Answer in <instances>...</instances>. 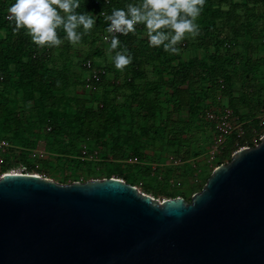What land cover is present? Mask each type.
Here are the masks:
<instances>
[{
	"label": "water",
	"instance_id": "water-1",
	"mask_svg": "<svg viewBox=\"0 0 264 264\" xmlns=\"http://www.w3.org/2000/svg\"><path fill=\"white\" fill-rule=\"evenodd\" d=\"M0 264H264V133L189 202L119 178L3 174Z\"/></svg>",
	"mask_w": 264,
	"mask_h": 264
},
{
	"label": "rangeland",
	"instance_id": "rangeland-1",
	"mask_svg": "<svg viewBox=\"0 0 264 264\" xmlns=\"http://www.w3.org/2000/svg\"><path fill=\"white\" fill-rule=\"evenodd\" d=\"M261 1L251 3L241 0L245 5L237 12L239 24L234 27V31L227 30L230 37L222 44L219 40L217 44L199 46L193 43L191 34L186 33L183 39L185 45L180 48L177 44L180 51L172 53L177 57L186 52L198 53L202 59L221 66L225 72L237 74L236 80L232 82L234 90L229 94L230 108L246 122L244 131L250 136L248 143L253 138L256 141L264 133V123L259 119L264 113V28L261 27L263 21L259 16ZM198 18L199 16L196 21ZM2 35L3 32L0 30V36ZM93 37L95 42L92 46L79 44L73 46L65 41L61 46L44 54L48 55V68H52L56 76H68L67 86L60 93L61 103L65 109L72 112L76 107L75 100L87 102L86 107L93 110H100V105L101 109L104 108L103 111L112 109L116 124L114 123L107 132L108 136L113 133L115 137L111 140L109 138L105 140L106 137H103L108 147L102 146L105 148L101 151L88 141H81L76 147L68 144L65 138H49L47 140L49 143L45 142L42 135L47 133V129L35 127L32 132L40 137L37 138L35 135L32 137L36 141L34 149L43 150L46 156L42 161H35L28 156L29 160L26 159L28 163L38 169L37 172H32L15 158L19 156V152H26L29 155L30 150L10 145L3 139L9 135L8 132L0 131V139L7 141L9 145L5 153L0 154L3 161L9 158L12 163L7 171L44 174L46 178L62 185L86 182L87 178H91L88 181L100 180L107 178V175L117 178L119 172L141 193L158 202L177 197L189 202L193 194L200 192L212 170L219 164L229 162L232 153L237 150L235 147L237 142H243L229 138L219 158L210 162L206 157V149L214 135V129L205 120L204 114L208 110L220 108L222 103L227 102L222 100V97L228 94L219 91L216 86L212 93L206 96L203 92L206 84L202 85L199 95L192 98L195 103L191 110L195 113L191 115L189 109L180 106L170 93L166 92L163 85L144 87V90L140 88L137 91L133 90L135 86L125 89L124 85L115 84V80L119 78L122 82L125 79L123 70L126 71V75L129 70L132 71L128 69L131 62L123 69L116 68L110 58L114 52H109L108 43H102L96 36L90 37L89 40L91 41ZM143 40L140 39V43L136 45V38V41L130 44L133 47L129 49L132 56L145 51L147 45H144ZM87 60H91L95 66L103 67L106 71L102 83L99 82V85L95 84L88 89L84 87L83 82L87 75L84 67ZM246 72L252 74L248 73L253 77L252 81L257 80L255 83L258 84L254 91L250 92L246 87L249 83L247 78L243 77ZM217 94L222 96L220 101L215 100L218 105L213 101L211 105L214 108L205 110L208 102L211 103V97ZM22 105L23 103L18 101V108L15 111L19 113ZM126 133L129 137H126ZM111 145H115L114 149L123 153L124 159H111ZM80 149L89 155L96 152L97 156H92V159L81 158L78 154ZM140 155L143 158L139 159ZM168 156L183 158L184 163L171 166L167 161ZM2 167L3 164H0V174ZM145 187L150 191H146ZM153 192L161 194L156 195Z\"/></svg>",
	"mask_w": 264,
	"mask_h": 264
},
{
	"label": "trees",
	"instance_id": "trees-1",
	"mask_svg": "<svg viewBox=\"0 0 264 264\" xmlns=\"http://www.w3.org/2000/svg\"><path fill=\"white\" fill-rule=\"evenodd\" d=\"M12 2L14 0H0V30L3 32V35L0 36V77L3 79L0 84V131L9 134L3 139H6L10 145H17L19 149L28 151L36 146V141L32 137L34 135L37 138L40 137L32 132L33 128H50L49 132L42 135L45 142L49 138H65L68 144L76 147L81 141H88L104 151V148L108 147L105 140L108 138L111 140L115 137L113 133L108 136L107 132L115 123L112 109L103 111L104 108L101 109L102 105H100V110H93L87 108V102L81 100H75L76 107L72 112L65 109L61 103L60 93L67 86L68 76H56L53 69L48 68V55L44 54V52L54 50L55 47H38L31 41L24 29L18 32L14 30V21L6 19L8 6ZM128 2L130 0H108V4H106L103 0H81L78 11H91V14L96 16V24L92 31L84 36L79 45L92 46L95 42L94 37L91 41L89 40L92 36H96L100 40V34L106 31L109 23L105 17L101 16V13L110 14L114 8L125 7ZM131 2H135V0H131ZM243 2L241 3V0H205L199 20L196 21L199 25V32L194 36L193 43L196 41L195 43L201 46L211 43L217 44L219 40L222 44L228 40L230 36L227 30L233 29L234 31V27L238 26L239 16L237 12L245 5ZM223 7L226 8L223 9ZM243 13H246L245 10ZM130 34L132 33L119 36L122 44L126 45L128 49L131 48L130 44H132H128V42L135 37V35L131 36ZM60 35L63 33L61 32ZM148 49L149 46L144 53ZM173 75L178 76V78L172 83L177 86H184V88L171 86V97L180 106L189 109L191 115L195 113L191 110L195 103L192 98L199 95L202 85L206 84L203 92L209 96L216 86L219 89L217 81L221 80L223 82L222 92L229 96L233 87L232 79L237 77V74L227 73L224 69L222 70L221 66L197 57L189 59ZM246 78L247 75L244 76V79ZM17 96H19L18 101L23 103L19 113L15 111L18 108ZM209 108L210 105L205 110ZM125 135L129 137L127 133ZM103 137H106L105 140ZM245 138L248 142L250 136L247 132ZM230 139L236 141L233 137ZM104 145L105 147L102 148ZM242 145L243 142H237L235 147L239 149ZM114 148H116L115 145H111V159H124L123 153ZM23 153L19 152V156H15V158L25 164L29 171L37 172L36 166L28 163L27 153ZM78 154H81V149L78 150ZM140 158L143 157L140 155ZM11 166L12 163L9 158H6L3 161L2 172H6ZM117 173V178L125 180L122 173ZM106 177L110 178L108 175ZM88 179L91 178H87V181ZM125 182L133 185L127 180ZM145 190L150 191L148 187H145ZM153 193L161 194V192Z\"/></svg>",
	"mask_w": 264,
	"mask_h": 264
},
{
	"label": "clouds",
	"instance_id": "clouds-1",
	"mask_svg": "<svg viewBox=\"0 0 264 264\" xmlns=\"http://www.w3.org/2000/svg\"><path fill=\"white\" fill-rule=\"evenodd\" d=\"M205 0H135L125 7L114 8L105 16L108 21L105 39L111 60L123 69L132 60L119 34L144 35L149 47L178 53L177 44L185 34L195 36L199 32L196 23ZM81 0H14L8 6V19L14 21L15 31L24 29L38 47H59L65 41L76 46L83 41L96 24L91 11H78ZM137 25L144 31L137 33ZM63 35H60V33Z\"/></svg>",
	"mask_w": 264,
	"mask_h": 264
},
{
	"label": "crops",
	"instance_id": "crops-1",
	"mask_svg": "<svg viewBox=\"0 0 264 264\" xmlns=\"http://www.w3.org/2000/svg\"><path fill=\"white\" fill-rule=\"evenodd\" d=\"M223 9H225V8L223 7ZM259 16L261 17L262 21L264 22V0H262L259 4ZM263 22L261 24V27L264 28ZM143 31H144L143 26L137 25V33H142ZM130 35L131 36L135 35V40H133L134 39L133 38L132 41L128 42V44L134 43L136 41V38H137V41L135 42L136 45L140 43L139 42L140 39H144L143 40L144 45L148 46L146 36L139 35V34H133V33ZM128 37H129V35H128ZM138 37L140 38L139 40H138ZM192 37L194 40V36H192ZM181 42H184V40H182L178 43L180 48H182L180 45ZM198 42H200V41H198ZM263 43H264V41H263ZM195 44H198V43H195ZM131 48H133V47L131 46ZM193 57L201 58V56L198 53L196 54L194 52H190V53L186 52L184 54H179V56L177 57V56L173 55L171 52L164 51L162 47H160V48L149 47V50L147 52H145V53L139 52V53H136L132 56L131 63L129 64L130 66L128 67V69H132V71L129 70L127 72V75H126V71L123 70V75H124L123 77L125 78L122 81L123 83L120 82L119 78H118L117 80H115V84L120 83L119 85H121V86L124 85L125 89H130V87L135 86L133 88L134 91L135 90L137 91V89H140V88L143 89L144 87L163 85L165 87L166 92L170 93V95H171L172 94L171 86L174 85L176 88H180V89L184 88V86H177V85L172 83L173 81H176L178 78V76H174L173 73L177 72L179 67H181L183 64H185L189 59H191ZM248 73H250V72L245 73V75L248 76L247 81L249 82L246 87L251 92V91L255 90L258 83L257 84L255 83L257 80L255 82L252 81L253 80V77L251 76L252 74L250 73L251 75H249ZM235 80H236V77H233L232 82H234ZM113 83H114V81H113ZM233 90L234 89H232V91ZM221 97L222 96L220 94H217L215 97L214 96L211 97V99H212L211 103L208 102L210 100H208L207 102L210 105V107L214 108V106H212L211 104L213 103V101L215 102V100L220 101ZM222 100L227 101L226 103H222V106H227V107L230 106L231 101H230L229 96L224 95V98L222 97ZM215 105H218V104L215 102Z\"/></svg>",
	"mask_w": 264,
	"mask_h": 264
},
{
	"label": "built area",
	"instance_id": "built-area-1",
	"mask_svg": "<svg viewBox=\"0 0 264 264\" xmlns=\"http://www.w3.org/2000/svg\"><path fill=\"white\" fill-rule=\"evenodd\" d=\"M249 2H254L255 0H248ZM104 3L108 4V0H103ZM106 14L101 13L102 17H105ZM6 19H8V16H6ZM121 35V34H117ZM106 36H109L107 31L104 33L100 34V41L102 43H109L108 40L105 39ZM181 47L184 46V42H181ZM85 70L87 75L84 77V87L85 88H92L93 85L98 84L103 77L106 76V71L104 70L103 67H97L93 64L91 60H87L85 65ZM264 78V76H263ZM2 77H0V84L2 82ZM218 85H219V91L223 90V82L221 80H218ZM205 120L212 125L214 129V135L211 139V143L206 149V157L208 161L212 162L214 161L217 157L220 156L226 141L229 138H235L237 141H243V145L240 147H251V146H256L259 142V139L261 138L262 135L255 139L253 138L251 142H255L252 144L251 142L248 143L245 140V131H244V125L245 121L242 120L240 117L235 115L233 111L227 107V106H222L218 109H211L205 112L204 114ZM263 123H264V113L260 116L259 118ZM264 125V124H263ZM47 132L50 131V128H46ZM9 147L8 142L5 140L0 139V154L5 153L7 148ZM81 158L86 157L92 159L97 156L96 152H93L91 155H89L86 152H81ZM29 158L35 160V161H42L45 160L46 154L43 152V150L39 149H34L29 151ZM167 161L169 165L171 166H179L180 164L184 163V159L177 157V156H168ZM0 164H3V160L0 158ZM6 173H17V174H28V173H23V172H2L0 176ZM40 177L46 178L44 174H37Z\"/></svg>",
	"mask_w": 264,
	"mask_h": 264
}]
</instances>
